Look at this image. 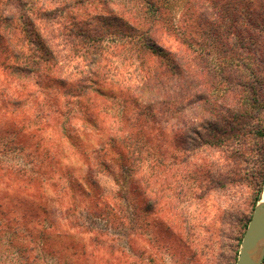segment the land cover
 I'll use <instances>...</instances> for the list:
<instances>
[{
	"label": "rangeland",
	"instance_id": "1",
	"mask_svg": "<svg viewBox=\"0 0 264 264\" xmlns=\"http://www.w3.org/2000/svg\"><path fill=\"white\" fill-rule=\"evenodd\" d=\"M117 1L129 20H150L153 39L194 62L200 78L222 82L218 93L249 86L264 97V25L247 24L239 0ZM33 80L0 67V264H235L264 184V126L260 137L189 152L180 124L158 114L131 171L108 155L109 172L85 177L96 146L73 148L51 125L40 128L50 102L41 104ZM13 132L30 139L8 140ZM40 158L48 165L38 183L30 176Z\"/></svg>",
	"mask_w": 264,
	"mask_h": 264
},
{
	"label": "trees",
	"instance_id": "2",
	"mask_svg": "<svg viewBox=\"0 0 264 264\" xmlns=\"http://www.w3.org/2000/svg\"><path fill=\"white\" fill-rule=\"evenodd\" d=\"M142 2L146 8L154 4ZM239 2L247 24L264 25V0ZM236 4L225 0L222 5ZM150 23L124 17L117 0H0V67L21 83L32 78L41 87V104L50 102V109L40 128L51 125L73 148L86 142L96 146L90 152L97 155L86 159L85 177L95 170L109 172L108 155L131 171L148 140V125L162 113L180 124L189 152L262 133L264 97L249 86L245 95L218 93L222 82L200 78L194 62L158 44ZM8 137L18 144L30 139L17 132ZM36 160L30 179L39 183L36 173L48 164ZM58 179L53 185L61 187ZM70 188L68 180L61 191ZM102 214L112 220L106 206Z\"/></svg>",
	"mask_w": 264,
	"mask_h": 264
},
{
	"label": "water",
	"instance_id": "3",
	"mask_svg": "<svg viewBox=\"0 0 264 264\" xmlns=\"http://www.w3.org/2000/svg\"><path fill=\"white\" fill-rule=\"evenodd\" d=\"M263 240H264V200L259 201V197H258L256 203L253 206L251 216L243 231L239 243V249L235 264H252L251 258ZM263 250H264V244L261 249L259 260L255 264L259 263Z\"/></svg>",
	"mask_w": 264,
	"mask_h": 264
},
{
	"label": "bare ground",
	"instance_id": "4",
	"mask_svg": "<svg viewBox=\"0 0 264 264\" xmlns=\"http://www.w3.org/2000/svg\"><path fill=\"white\" fill-rule=\"evenodd\" d=\"M263 200H264V185L262 187L261 194L259 196V201H263ZM263 244H264V240L261 242V244L258 246V248L256 249L255 253L252 256L251 258L252 264H255L259 260Z\"/></svg>",
	"mask_w": 264,
	"mask_h": 264
}]
</instances>
